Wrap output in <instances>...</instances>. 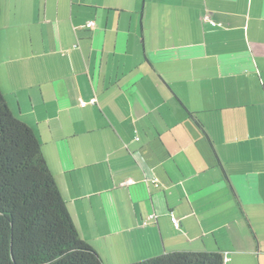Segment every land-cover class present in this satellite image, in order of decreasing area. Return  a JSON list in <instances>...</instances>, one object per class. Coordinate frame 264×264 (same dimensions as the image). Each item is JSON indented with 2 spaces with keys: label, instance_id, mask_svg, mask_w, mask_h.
I'll return each instance as SVG.
<instances>
[{
  "label": "crops",
  "instance_id": "obj_1",
  "mask_svg": "<svg viewBox=\"0 0 264 264\" xmlns=\"http://www.w3.org/2000/svg\"><path fill=\"white\" fill-rule=\"evenodd\" d=\"M0 90L105 264H264V0H0Z\"/></svg>",
  "mask_w": 264,
  "mask_h": 264
},
{
  "label": "trees",
  "instance_id": "obj_2",
  "mask_svg": "<svg viewBox=\"0 0 264 264\" xmlns=\"http://www.w3.org/2000/svg\"><path fill=\"white\" fill-rule=\"evenodd\" d=\"M216 24L210 25L221 26ZM0 264H105L73 222L38 135L1 90ZM131 264H224V257L219 251H176Z\"/></svg>",
  "mask_w": 264,
  "mask_h": 264
},
{
  "label": "clouds",
  "instance_id": "obj_3",
  "mask_svg": "<svg viewBox=\"0 0 264 264\" xmlns=\"http://www.w3.org/2000/svg\"><path fill=\"white\" fill-rule=\"evenodd\" d=\"M210 15V14H209ZM204 16V15H203ZM211 16V15H210ZM212 17V16H211ZM203 18V17H202ZM203 21V20H202ZM204 22V21H203ZM87 24V23H86ZM86 26V25H85ZM95 26V25H94ZM87 28V27H86ZM93 29V28H92ZM97 103V99L96 98H92L90 100H83L81 98H79L78 100V104L80 107L84 108L86 107L87 105H96ZM138 140V139H136ZM131 180V179H129ZM129 180H127L125 182V185L126 186H129V185H132L134 184L135 182L133 180H131L132 182L131 183H127ZM155 180V183L153 182ZM152 182L153 184L155 185V187L159 186L158 184V181L156 179H154ZM158 216L156 214H149L144 220H142V225L143 226H147L149 224H152V223H155V221L157 220ZM170 221L172 223V225L174 226L175 229L179 230L180 229V222L179 220L173 216L172 214L170 215ZM156 257V256H155ZM223 257H224V264L227 263V261L229 260V258H227L226 255L223 254Z\"/></svg>",
  "mask_w": 264,
  "mask_h": 264
},
{
  "label": "built area",
  "instance_id": "obj_4",
  "mask_svg": "<svg viewBox=\"0 0 264 264\" xmlns=\"http://www.w3.org/2000/svg\"><path fill=\"white\" fill-rule=\"evenodd\" d=\"M202 20L204 22H207V23L211 24L212 26H216L217 25L216 22L213 21L212 17L209 14H205L203 16ZM94 25H95V23L93 21H89V22H87L86 27L92 29V28H94ZM131 182L132 181L129 180L127 183H131ZM153 182L155 183V180Z\"/></svg>",
  "mask_w": 264,
  "mask_h": 264
},
{
  "label": "rangeland",
  "instance_id": "obj_5",
  "mask_svg": "<svg viewBox=\"0 0 264 264\" xmlns=\"http://www.w3.org/2000/svg\"><path fill=\"white\" fill-rule=\"evenodd\" d=\"M118 252H121V251H118ZM116 253H117V252L114 253V256H115V257H116ZM141 261H142V260H141Z\"/></svg>",
  "mask_w": 264,
  "mask_h": 264
}]
</instances>
